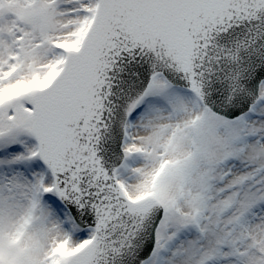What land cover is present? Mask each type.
I'll return each mask as SVG.
<instances>
[{
	"label": "snow or ice",
	"instance_id": "6c2138e0",
	"mask_svg": "<svg viewBox=\"0 0 264 264\" xmlns=\"http://www.w3.org/2000/svg\"><path fill=\"white\" fill-rule=\"evenodd\" d=\"M0 264H264V0H0Z\"/></svg>",
	"mask_w": 264,
	"mask_h": 264
}]
</instances>
